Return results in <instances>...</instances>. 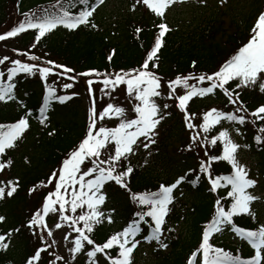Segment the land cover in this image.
I'll return each instance as SVG.
<instances>
[{"label": "snow or ice", "instance_id": "1", "mask_svg": "<svg viewBox=\"0 0 264 264\" xmlns=\"http://www.w3.org/2000/svg\"><path fill=\"white\" fill-rule=\"evenodd\" d=\"M105 2L106 0H55L51 9H43L40 14L23 13L24 19L0 34V41L31 30L34 32V42L30 47L36 48L48 34L60 27L68 31L79 30L82 26L96 29L98 25L94 23V15ZM220 2L223 4L226 0ZM175 3L176 0H135L133 11L140 7L160 20L153 25V42L144 49L142 62L137 67L113 72L88 69L76 75H68L74 72L72 68L53 60H44L42 66L41 57L29 52H18V55L26 56L29 62L10 59L8 55L0 57V65H5L6 61L11 64L6 66V80L0 79V102L17 100V84L14 80L21 73L38 74L39 79L44 82L42 104L35 117L43 128L49 126L48 113L54 102L63 105L79 95L76 92L69 94L67 91L74 87L77 77L85 78L89 105L82 138L63 153L58 166L45 179L28 189L29 195L37 191H46V194L24 225L40 242L34 253L26 258L25 264H40L43 253L49 255L48 264L60 261L69 264L64 256L50 251L57 244L53 239L54 229L68 230L63 240L70 245L68 251L71 259L75 261L79 254H84L87 264H99L98 254L103 256L106 264H132L133 253L140 245L141 238L167 249L169 245L162 237L166 230V218L176 200L175 193L186 182L196 187L202 179H206L209 185L207 191L213 196V211L202 226L198 246L186 257V264H264V223L248 229L234 222V217L241 215H249L256 220L251 204L259 197L253 195L250 189L258 181L250 178L249 170L238 159L239 150L250 145L236 142L229 128L223 126L225 121L231 125H246L249 117L253 118L251 122L254 125L259 121L261 126L254 140L257 146L264 148V102L249 111L241 96L244 90L257 88L264 94V11L258 13L246 42L217 69L211 72L181 73L165 80L157 71L160 59L158 53L163 47L166 33L171 30L166 23V12ZM142 31V27H135L137 38ZM114 55L113 49L107 60L111 61ZM191 66L195 69V60ZM50 76L66 77L72 82L58 80L50 84ZM3 77L5 72L0 71V78ZM58 89L64 94H59ZM98 91L101 99L108 97L109 100L115 99L113 94L117 91L126 93L125 99L131 104L134 116L125 107L112 102H103L98 108ZM221 94L226 98L227 105L234 106L232 110L211 107L202 116L190 112V102L194 98ZM24 107V114L15 122L0 124V157H5L8 151L15 149L31 128L33 113ZM172 108L183 114L184 126L190 130L186 150L196 153L197 167L190 168L171 182L159 183L155 190H133L131 178L135 174V168L132 158L141 148L148 150V155L152 154L151 147L157 143L159 126L172 115ZM113 119L118 121L115 126H104L102 123ZM234 131L242 135L240 127H235ZM47 134L53 136L55 130L48 131ZM217 147L221 148L218 154L214 151ZM209 148L213 151L210 152ZM221 161L230 165V172L214 175L213 164ZM26 162H29L27 158ZM11 164L10 159L0 161V172ZM190 175L194 178L189 179ZM110 184L123 190L135 207L121 230L108 236L103 243H97L93 239L95 228L105 221L108 224L115 222L116 209L112 208L107 213L104 211L108 200L106 188ZM18 188V180L0 181V200L13 197ZM50 215L56 217L54 226L48 223ZM5 221L6 217L0 216V223ZM225 230L247 242L254 254L245 258L239 250L233 254L215 246L211 242L214 235ZM19 231L20 228H14L0 234V250H7L10 246L7 241H10L14 232ZM50 239L51 244L48 243ZM113 252L114 255L111 254Z\"/></svg>", "mask_w": 264, "mask_h": 264}, {"label": "trees", "instance_id": "2", "mask_svg": "<svg viewBox=\"0 0 264 264\" xmlns=\"http://www.w3.org/2000/svg\"><path fill=\"white\" fill-rule=\"evenodd\" d=\"M54 2L55 0H0V34L18 25L24 19L23 13L40 14L43 9H51ZM120 6L121 9L120 7L115 9L116 11H113L108 18H105L106 15L103 12L106 6H101L94 15V23L98 25V28L92 29L82 26L79 30L68 31L60 27L53 31V34L47 35L36 48L30 47L34 42V32L31 30L15 38L0 41V57L8 55L10 59H22L23 62H29L26 56L18 55V52H29L41 57L40 63L42 66H44V60H53L72 68L74 72L68 75H76L88 69H96L99 72H113L137 67L142 62L144 49L150 47L153 42L155 32L153 25L160 21L151 15L148 16L149 18L142 17L141 14L136 15L131 13L129 7H122V4ZM262 8L260 0H251L248 12L244 16L243 26L232 20L227 30L217 20L209 21L203 29L197 28L195 31L193 29L191 33L183 30L182 32L179 30L180 28L173 27L175 30L166 33L163 47L158 53L160 58L158 74L168 80L181 73L211 72L217 69L243 42H246L250 29ZM137 26L143 28L139 38L134 33ZM219 32L221 35H218ZM14 49L17 51H14ZM113 49L115 55L111 61H108L107 56ZM193 60L196 61L195 69L191 66ZM6 66H11L10 61H6L5 65H0V71L5 72V77L0 79L6 80ZM58 80L72 82L68 81L66 77L50 76L48 83L51 84L53 81ZM14 82L17 84L15 90L17 100L8 103L0 102V124L15 122L19 116L24 114L26 110L24 106L32 111L33 116L31 118V128L26 133V137L18 142L15 149L8 151L5 157L0 158V161L7 159L12 161L9 168L5 169L4 172H0V181L9 179L19 181V188L14 196L0 200V216L6 217V221L0 223V234H5L14 228H20V231L14 232L10 241H7L10 244L14 240L15 249L9 247L7 250H2L0 252V264H23V262L25 264L26 258L40 246V242L24 225H26L30 214L40 206L46 191H37L29 195L28 189L45 179L58 166L63 153L82 138L86 129L87 108L89 106L85 91V78L77 77L74 87L67 91L69 94L76 92L79 95L74 96L71 101L63 105L54 102L48 113L49 126L43 128L35 117L39 114L38 109L42 104L44 82L39 79L38 74L25 75L23 73L19 74ZM96 87L99 88V85ZM58 93L64 94L59 89ZM96 95L98 108L101 107L103 102H112L128 108L131 113V104L125 99L126 93L117 91L113 94L115 97L113 100H109L108 97L101 99L99 91ZM241 96L249 111L264 102V95L257 90L246 89L241 93ZM212 98L217 100L216 103L222 101L221 105L228 108V110L234 108V106L225 103L226 98L222 94L212 96ZM207 99L208 97L194 98L190 102V112L202 116L203 112L208 110L213 102L210 103ZM168 102L171 103V101ZM170 111L172 115L167 117L159 126L157 143L152 148L154 151L166 152L168 147H175L180 161H178L176 169L174 168L168 176H149L146 172H142L139 167L138 155L143 151L140 149L132 158V164L135 168V174L131 178L133 190H155L159 183L171 182L190 168L197 167L196 153L186 150L191 133L184 126L183 114L175 108L170 109ZM131 115L134 116V113H131ZM252 119L249 117L246 125L234 126L241 128V138L244 144L250 145L247 148L249 153H253L258 159L256 162V165H258L257 170L264 185V148L257 146L254 140V136L261 125L259 121L254 125L251 122ZM103 125L115 126L114 122ZM53 129L55 134L49 136L48 131ZM217 130H219V127ZM213 134H215V131ZM220 150L221 148L217 147L214 151L218 154ZM209 151L212 152L213 149L209 148ZM26 158L29 162H26ZM179 163L180 166H178ZM213 169L214 175L228 174L230 165L222 161L215 162ZM192 178L194 176L190 175L189 179ZM208 187L206 179H202L196 187L186 182L179 189V193L185 194L186 192L193 195V200H191L190 205L185 204V206L179 207L180 211L178 208L171 210L167 217L166 230L162 238L168 243L169 247L162 249L155 242L151 243L154 244L151 246L158 264H186V257L198 246L202 226L210 218L213 211V196L207 191ZM106 191L109 200L107 209L109 211L112 208L116 209L114 213L116 222L111 227L102 224L95 228L93 239L97 243H103L108 236L121 230L128 222L135 207L128 200L127 194L118 186L110 184L107 186ZM252 211L258 213L257 210ZM53 220L54 217L50 215L48 223L51 225ZM257 221V217L254 221L249 215L234 217V222L238 226L248 229L256 228L259 223ZM177 225L180 226V229H176ZM167 229L172 231H167ZM226 235H229V238ZM226 235L222 238L224 241L212 240L211 242L214 244L219 243L216 246L235 254L236 248L234 247L236 244L234 245L230 240L228 242V239H231L235 234L227 230ZM141 240L144 241L142 238ZM48 243L51 244L52 240L50 239ZM56 246L57 244L53 245L50 251L59 254ZM16 250L20 251L18 253L19 259L17 258L18 255L15 254ZM111 254L114 255L115 253ZM98 257L100 258L99 264H106L101 254H98ZM136 260L135 257H132V264H135ZM48 261V253H43L40 264H48ZM68 262L69 264H87L85 260ZM57 264H64V262L60 261Z\"/></svg>", "mask_w": 264, "mask_h": 264}, {"label": "rangeland", "instance_id": "3", "mask_svg": "<svg viewBox=\"0 0 264 264\" xmlns=\"http://www.w3.org/2000/svg\"><path fill=\"white\" fill-rule=\"evenodd\" d=\"M108 1L109 2L106 4V8L103 10L104 14L106 15L105 18H108V16L113 11H116L115 9H118L119 7L121 9V4L123 5L122 7H128L131 1L133 2V4L135 3V0ZM250 1L251 0H226V3L221 4L220 0H205V2L203 3L201 2V0H176V3L173 4L166 12V22L168 23V26L172 31H174V28L177 27L180 28L179 30L181 31H190L191 33L193 32V29L194 31L197 28L203 29V27L207 25L209 21L213 22L217 20L218 22H221L223 28L227 30L232 20H235L240 24V26H243L245 19L244 16L248 12ZM142 10L144 9L136 10V12L140 13V11ZM147 15L148 14H145V16ZM171 26L174 28H172ZM218 35H221L220 32ZM209 102H212V99H210ZM214 102L215 101L213 100V103ZM214 107L217 106L215 105ZM113 120L117 121L115 119ZM229 130L231 131L233 139L243 145L244 142L241 138L242 135H238L234 131V129ZM175 149V147H168V151L166 152L152 151L151 149V155H148V150L144 152V154H139V167L141 171L146 172L149 176L156 177L170 175L169 173H171L174 168L176 169V165L178 164V161H180V159L177 157ZM238 159L241 164L247 167V169L249 170V174L250 172H254L256 173V175L258 174V171H256L258 166L256 165V162L258 159L253 153H249L247 148H241L239 150ZM145 160H147L146 164L144 163ZM178 166H180V163ZM250 178L256 179L258 181L257 185L253 189H250V191L253 195L259 197V199L252 202L251 209L256 208L258 210V216L260 218V221L261 223H264V187L262 184L263 182L260 178L255 175H251ZM176 196L183 199L181 201L182 206H184L183 204L190 205L191 200H193V195H191L190 193L188 194L186 192L183 195H181V193H177ZM108 204L109 200L106 201V205L104 207V211L106 213L109 212V210L107 209ZM176 208H178V206H176ZM114 223L108 224L105 221V223L103 224L108 227H111L114 225ZM176 229H180V226L177 225ZM65 234L66 232L63 234L62 230L57 232V236L59 237L57 243L63 255L67 254L68 256H71L68 251V247L70 245L67 241L63 240V236ZM214 237L221 238L224 237V234L223 232L216 233ZM235 239L236 238H234L233 236L232 240ZM149 246L150 244L148 243H140V245H138L137 249L133 253L137 255L136 264H158L157 258L154 252L151 251Z\"/></svg>", "mask_w": 264, "mask_h": 264}]
</instances>
